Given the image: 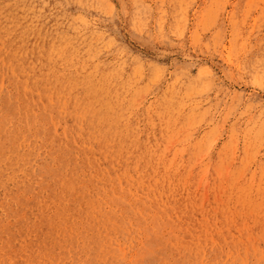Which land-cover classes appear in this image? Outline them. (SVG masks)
<instances>
[{
    "label": "rangeland",
    "instance_id": "374dc122",
    "mask_svg": "<svg viewBox=\"0 0 264 264\" xmlns=\"http://www.w3.org/2000/svg\"><path fill=\"white\" fill-rule=\"evenodd\" d=\"M0 85V264H264V0H0Z\"/></svg>",
    "mask_w": 264,
    "mask_h": 264
},
{
    "label": "bare ground",
    "instance_id": "6f19581e",
    "mask_svg": "<svg viewBox=\"0 0 264 264\" xmlns=\"http://www.w3.org/2000/svg\"><path fill=\"white\" fill-rule=\"evenodd\" d=\"M111 73L114 77L117 74L115 70H111ZM0 102L4 103V111L8 116L10 113H13V111H15V100L10 97L8 91L5 90L2 85H0ZM2 113L3 112H0V126L4 122ZM42 133L43 128L40 126H35L34 134L37 136H41ZM26 136L27 135H25L24 137ZM17 137L22 138V136ZM17 137L12 133H2L0 136V146L5 147V145H13ZM10 147L6 148L9 149ZM52 153H59V157L61 159L60 167L57 169V172L54 173L50 171V168L48 166V158L52 155ZM52 153L41 145L34 146L31 150V154L32 156H34V158L27 161V163L23 165V167H25L23 177L18 178L16 181L12 182V185L8 186V188L5 187L6 189H3L2 193L5 195H11L13 193H16L18 189H29L32 183H34L36 180H39L38 182H36L38 188L42 189V187H44L46 183L51 179V176H58L59 174L65 173H69L70 176L76 175V167L78 166V163L76 162L75 158H69L72 153L67 146H63V148L60 150H52ZM70 165L73 166V169L71 171L68 170ZM14 199L16 202L20 200L17 195Z\"/></svg>",
    "mask_w": 264,
    "mask_h": 264
}]
</instances>
